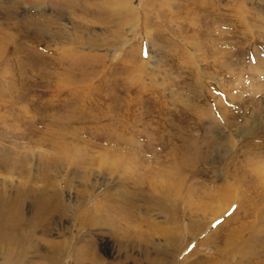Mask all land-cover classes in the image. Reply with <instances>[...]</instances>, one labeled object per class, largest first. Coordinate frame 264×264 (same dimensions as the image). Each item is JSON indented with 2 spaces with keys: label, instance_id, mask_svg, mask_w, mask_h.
Here are the masks:
<instances>
[{
  "label": "rangeland",
  "instance_id": "1",
  "mask_svg": "<svg viewBox=\"0 0 264 264\" xmlns=\"http://www.w3.org/2000/svg\"><path fill=\"white\" fill-rule=\"evenodd\" d=\"M230 51L237 62L219 71ZM263 58L264 0H0V162L27 156L29 187L52 182L61 199L31 235L75 233L92 203L126 183L148 198L129 218L148 220L152 236L119 244L84 224L106 263L174 264L180 251L175 264L223 253L264 264V133L209 116L214 104L235 118L257 104L264 118ZM3 179L22 178L0 170ZM35 203L24 194L21 220Z\"/></svg>",
  "mask_w": 264,
  "mask_h": 264
},
{
  "label": "bare ground",
  "instance_id": "2",
  "mask_svg": "<svg viewBox=\"0 0 264 264\" xmlns=\"http://www.w3.org/2000/svg\"><path fill=\"white\" fill-rule=\"evenodd\" d=\"M255 45L257 46V44ZM186 54L189 56L187 61H190L192 53L186 52ZM233 56H235V51L221 52L215 59L216 62L213 64V66H215V68H221V70L225 69L227 71L228 68L233 69L234 63L237 62L236 61L233 63ZM262 62L264 64V58ZM216 72L218 71L216 70ZM208 101L211 102L212 100L208 99ZM256 105L252 107L248 115L242 116L240 114V116L235 118L236 112L233 110H228L224 105H219L216 107L214 104V106H211V110H213V112L215 111V114H209V116H211L210 123L216 125L218 122L221 127L227 128H233L234 126V129L236 128L235 131L244 129L243 131L246 132L258 129L259 131L262 130L263 134L264 118L260 115L259 105ZM28 110L29 109L27 106L24 105L22 107L21 114L23 115L24 113L28 115ZM228 117L233 118L235 121L233 120L230 122ZM241 117H244L245 119L242 123H239L238 120ZM237 124L243 125V128H240V126L236 127ZM207 139H209L207 140L208 142H218L215 137H207ZM202 156H204V154L201 155V158ZM2 157L3 158L0 162V170L9 174L14 173V171L17 170L22 179L17 181V183H15V181L12 183L11 180L10 182L5 179H3L2 182L0 181V248L4 247L3 262L0 264H36L33 261L31 262L26 259V257L31 253H35L34 255L40 256L43 259V263L41 264H69L68 262L71 261L70 258L74 259L73 264H118L113 263L112 261L111 263H106L104 258L93 250L92 246L94 241L90 236L91 234L82 233V229L85 227L84 224H87L90 227L97 226L99 228L108 230L113 235V237H115V240L119 244H124L130 241H147L151 239V226L149 223H147L148 220L143 219L142 221L136 220L135 218L130 219L133 217V215H130L129 218V214L131 213L129 208L135 211L140 207L139 204L136 203L135 198H137L139 201H146L148 198L141 194L138 189L126 183L124 188L122 187L116 189V192H118L117 196H111V193H106L102 199L103 202L96 200L94 203H92V207L87 209V211H84L80 216V221L77 222V228L73 229L74 226L70 227V230H76L75 233H62L61 238L58 240L48 239L49 237L41 239L35 238L31 235L33 231L34 233L36 230L43 232L44 230H41V227L50 222L49 220L53 217L55 211L59 207L58 205L61 199L59 200L57 193L55 190L53 191V188H55L56 185H53L52 182L42 183L40 188H38V192L36 193V188L34 189L33 186L32 188L29 187L31 184L29 180L30 177L28 176V169L32 164H30L27 156H18L14 164L8 162L9 159L5 155ZM260 168L263 169L264 174V167ZM252 169L254 171H258L257 167ZM158 174L160 173L156 172L153 175ZM159 177H161V175ZM129 178L130 176L126 177L127 180L124 181L127 182ZM35 179L40 180L37 175L35 176ZM8 186L14 187L15 194L12 198L7 197L10 196L9 194H6L7 190H9ZM15 186L17 188H15ZM29 192L34 195L36 209L32 218L23 221L20 217V207L24 198V194ZM96 199H98V197ZM75 203L73 205H75ZM76 205H78L77 210H79L80 203H78V200ZM120 205H122L124 208L121 209ZM139 221L147 223L148 227L143 225L146 227L143 228L142 224L141 226L139 225ZM182 229L185 231L184 228ZM38 249H44L42 254H40ZM179 252L180 251L176 252L174 264L176 263V257ZM186 257L187 256L183 257V262L185 261ZM240 259H242V257H240ZM228 261V256H225L223 253V255L220 257L216 259L214 258L211 262L206 264H227ZM183 262L181 264H183ZM160 264H168V261L166 263L161 262Z\"/></svg>",
  "mask_w": 264,
  "mask_h": 264
}]
</instances>
